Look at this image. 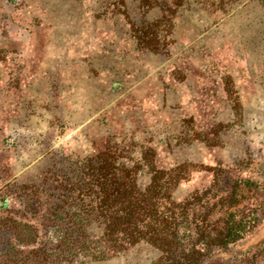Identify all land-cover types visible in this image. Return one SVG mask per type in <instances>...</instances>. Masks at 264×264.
<instances>
[{
	"label": "rangeland",
	"instance_id": "374dc122",
	"mask_svg": "<svg viewBox=\"0 0 264 264\" xmlns=\"http://www.w3.org/2000/svg\"><path fill=\"white\" fill-rule=\"evenodd\" d=\"M12 1L32 34L15 25L0 34V87L25 61L0 100V195L11 184H37L53 156L91 153L106 137L151 148L158 166L184 173L172 191L176 202L207 187L220 163L264 162L260 0H243L227 15L184 5L166 35L168 54L136 52L130 36V24L155 20L156 9L143 15L128 1ZM195 129L218 144L204 145ZM139 181L144 186L147 176ZM256 243H264V223L241 248ZM157 255L139 245L96 264H150Z\"/></svg>",
	"mask_w": 264,
	"mask_h": 264
},
{
	"label": "trees",
	"instance_id": "16d2710c",
	"mask_svg": "<svg viewBox=\"0 0 264 264\" xmlns=\"http://www.w3.org/2000/svg\"><path fill=\"white\" fill-rule=\"evenodd\" d=\"M114 1H128L143 15L156 9L155 20L130 24V36L136 52L168 54L166 35L184 5L227 15L243 0ZM12 4L0 0V34L15 25L30 36ZM24 63L9 69L0 100ZM228 102L238 107L236 96ZM195 130L204 145L218 144ZM50 162L37 184H11L0 195V264H96L139 245L158 253L150 264H257L264 256V243L241 248L264 223V162L220 163L207 187L178 202L172 191L184 173L158 166L154 151L142 144L106 137L91 153Z\"/></svg>",
	"mask_w": 264,
	"mask_h": 264
},
{
	"label": "water",
	"instance_id": "95a60500",
	"mask_svg": "<svg viewBox=\"0 0 264 264\" xmlns=\"http://www.w3.org/2000/svg\"><path fill=\"white\" fill-rule=\"evenodd\" d=\"M3 206H6V200H4V203L2 204Z\"/></svg>",
	"mask_w": 264,
	"mask_h": 264
}]
</instances>
